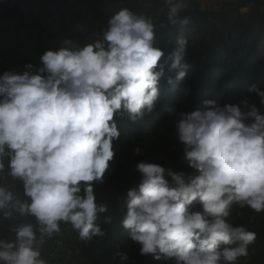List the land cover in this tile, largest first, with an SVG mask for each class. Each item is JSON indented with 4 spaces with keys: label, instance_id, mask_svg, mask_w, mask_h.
Segmentation results:
<instances>
[{
    "label": "clouds",
    "instance_id": "clouds-1",
    "mask_svg": "<svg viewBox=\"0 0 264 264\" xmlns=\"http://www.w3.org/2000/svg\"><path fill=\"white\" fill-rule=\"evenodd\" d=\"M165 3L167 25L160 27L182 29L168 56L178 82L189 68L182 60L190 17L181 16L179 0ZM156 43L152 19L121 7L94 42L65 39L40 56L42 66L34 71L29 64L22 74L0 75V179L19 181L23 191L21 198L0 183V220L22 221L9 228L12 239L0 238V264H47L41 246L60 234L61 224L86 242L105 236L96 221L108 205L97 202L93 182L103 183L114 157L112 142L120 135L114 116L135 123L155 108L164 75ZM249 91L264 108V91ZM175 115L183 159L193 171L138 163L141 179L123 197L121 227L142 256L238 264L249 257L256 233L233 223V206L264 212V112L245 98L223 106L206 100ZM28 217L34 223L22 219Z\"/></svg>",
    "mask_w": 264,
    "mask_h": 264
},
{
    "label": "rangeland",
    "instance_id": "rangeland-1",
    "mask_svg": "<svg viewBox=\"0 0 264 264\" xmlns=\"http://www.w3.org/2000/svg\"><path fill=\"white\" fill-rule=\"evenodd\" d=\"M7 1L9 0H0V16H7L17 9L11 1L6 3ZM180 5L181 11L198 8L193 2H180ZM213 11L219 13L217 18L211 16L200 23V28L192 34L184 33L188 41L187 50L193 49L200 42L207 41L212 30L224 33L223 42L219 47L222 52V66L208 72V83L203 100L194 111L200 109L206 100L215 101L223 106L239 104L248 98L249 103L264 112V108L259 104V98L254 92L249 91L252 86L264 91V0H242L236 4H219ZM254 42H257L258 46L250 50ZM234 45H237L236 49H233ZM166 77L162 76L158 82L159 96L153 112L135 123L124 118L120 124L118 128L120 135L112 143L113 162L126 164L137 155L134 154L136 148L141 151L156 147L159 155L152 163L165 168L166 153L179 147L180 143L176 137L170 146L158 149L163 139L162 134L165 133V126L174 122L175 113L182 111L188 92L189 72L187 70L185 78L181 81L172 79V84L167 83ZM169 108L175 109V113L170 115L167 111ZM165 170L167 172L170 169L165 168ZM263 215V212L257 214L248 208L240 209L234 205L232 221L235 224L238 219H248L250 223L255 221L257 227L262 222ZM122 229L121 226L118 227L109 240L104 237L108 243L101 245V251L92 248L96 238L91 242L80 239V247L82 250L85 247L84 253L86 258L88 256L90 264H110L114 260L118 264H173L172 260L165 261L163 258L155 260L151 255H140L139 245L131 242L128 233L123 232ZM88 248L91 252L87 251ZM116 253L126 255L127 259L122 260ZM259 257H264V249L261 246L251 245L249 257L240 258L238 264H259L256 263V258Z\"/></svg>",
    "mask_w": 264,
    "mask_h": 264
},
{
    "label": "crops",
    "instance_id": "crops-1",
    "mask_svg": "<svg viewBox=\"0 0 264 264\" xmlns=\"http://www.w3.org/2000/svg\"><path fill=\"white\" fill-rule=\"evenodd\" d=\"M55 0H11L16 10L13 14L0 16V75L6 71L22 74L26 65H32L33 71L41 67L40 56L47 50H57L60 37L70 35L73 41L84 46L97 39L107 22L121 7H127L135 14H143L152 21L167 15L168 5L165 0H94L93 10L77 21L76 8L83 0H60L58 15L47 23V7ZM193 2L200 9L215 10L219 4H236L242 0H179ZM199 9V10H200ZM0 183L12 185L13 190L23 198L22 185L19 181L5 176ZM33 222L32 218H22ZM22 221L0 220V238L12 239L9 228ZM54 237V236H53ZM48 239L41 246L42 257L46 260L47 251L53 239ZM74 244L78 248L73 252L70 264H87L80 258V238L77 234Z\"/></svg>",
    "mask_w": 264,
    "mask_h": 264
},
{
    "label": "trees",
    "instance_id": "trees-1",
    "mask_svg": "<svg viewBox=\"0 0 264 264\" xmlns=\"http://www.w3.org/2000/svg\"><path fill=\"white\" fill-rule=\"evenodd\" d=\"M180 14L181 16L190 17V23L184 27L183 34L185 32L192 34L195 30L200 28V23L205 22L211 16L214 18L219 16V13L214 12L213 10L201 11L196 7L192 11L182 9ZM166 18L167 15H162L156 21H153V23L156 25V47L161 49L164 53V56L161 58L158 64H162L164 66L163 76H167L166 79L168 80L169 77L174 79L176 76L175 70L169 71L171 61L168 60V56L174 51L175 38L178 34H180L182 29L179 25H168L164 28H161V23L167 25ZM223 37V32H216L212 30L207 41L200 42L191 50H186L182 63L189 65L188 92L181 112L191 113L194 111L197 105L203 100V94L208 83V72L210 70L221 68L222 52L219 47L220 43L223 42ZM257 46L258 43L254 42L250 50H254L257 48ZM236 47L237 45H234L233 49H236ZM157 70H159V68ZM114 120L118 129L124 118L114 116ZM175 123L176 119L173 123H169L165 126V133L162 134L163 139L158 149L167 148L171 145L172 140L177 137ZM158 155L159 154H157V149L155 147L154 149L150 150H141L139 154H137L126 164H119L111 160L109 162V167L104 174L103 183L97 184L93 182L97 202L106 203L108 205V212L101 214L96 221V223L104 230V237L106 240H109L115 234L116 229L121 226L120 219L123 209V197L126 196L128 190L136 188L140 182L141 175L138 171H136V165L140 162L152 163ZM165 168H169L173 172H184L186 174L193 171L187 166L183 159V145L181 143L179 147L173 148L171 151L166 153ZM165 179H168L170 182V178L167 177V175H165ZM106 217H111L110 223H105ZM235 225H243L250 231L255 232L256 240L252 245L261 246L264 249V215L262 222L257 225V227L255 225V221L250 223L248 219H238ZM122 231L128 233L124 229H122ZM104 237L96 238L92 248L101 251V245L108 243L104 240ZM84 248L83 250L81 248L79 257L83 258L86 263L88 262L87 264H90L87 259L88 256L86 258L84 253ZM87 251L91 252L89 248ZM256 263L264 264V257L256 258ZM110 264L118 263L116 260H114Z\"/></svg>",
    "mask_w": 264,
    "mask_h": 264
},
{
    "label": "built area",
    "instance_id": "built-area-1",
    "mask_svg": "<svg viewBox=\"0 0 264 264\" xmlns=\"http://www.w3.org/2000/svg\"><path fill=\"white\" fill-rule=\"evenodd\" d=\"M110 2L111 0H106ZM94 0H83L76 8L77 21H82L84 15L93 10ZM61 4L60 0H55L47 7L46 22L50 23L58 15V7ZM65 39H72L70 35L60 37L58 44L62 46ZM61 232L54 235L46 255L47 264H70L73 257V252L76 250L77 245L74 244L77 233L72 231L70 225L61 224Z\"/></svg>",
    "mask_w": 264,
    "mask_h": 264
}]
</instances>
